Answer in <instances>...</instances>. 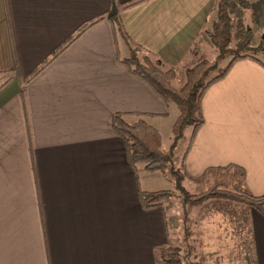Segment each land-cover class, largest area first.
Instances as JSON below:
<instances>
[{
  "label": "crops",
  "instance_id": "0c3cea01",
  "mask_svg": "<svg viewBox=\"0 0 264 264\" xmlns=\"http://www.w3.org/2000/svg\"><path fill=\"white\" fill-rule=\"evenodd\" d=\"M217 1L0 0V264H162L160 248L180 250L182 212L189 244L201 247L190 252L194 263L218 264L212 257L233 247L264 264V215L254 209L211 202L179 212L171 201L142 209L138 193L167 190V177L129 163L112 128L121 114L155 128L161 143L169 136L176 106L122 62L140 47L162 70L182 71L210 45ZM201 113L180 161L183 181L238 165L245 191L264 194V64L235 62L203 93ZM229 234L239 247L220 238Z\"/></svg>",
  "mask_w": 264,
  "mask_h": 264
},
{
  "label": "trees",
  "instance_id": "16d2710c",
  "mask_svg": "<svg viewBox=\"0 0 264 264\" xmlns=\"http://www.w3.org/2000/svg\"><path fill=\"white\" fill-rule=\"evenodd\" d=\"M249 8L250 3L247 0H218L216 2L214 6L216 17L211 29L206 32V36L210 45L219 52L216 61L223 60L229 55L232 58L216 76L206 82L205 79L214 69V63L204 57L183 67L185 81L178 89L171 84L176 77L175 70H162L159 64L147 55L143 54L139 59L138 55L130 52V57L122 62L133 76L146 82L161 98L172 102L178 110V116L171 128L173 142L168 154L162 152L161 137L155 128L143 120L127 123L122 119L121 114L113 116L112 128L126 145V156L129 163L142 164L146 172H166L168 169L175 178L176 188L180 189V183L186 176L173 170L172 154L177 143L183 138L187 127L191 126L195 131L203 124L201 113L203 93L212 84L221 80L238 60L251 59L260 62L249 51L262 50L263 42L259 41L260 45L253 47V32L243 24L244 12ZM108 19L117 24L115 16L112 15ZM93 24L82 26L27 81L34 78L51 61L62 54ZM117 25L120 28L119 23ZM232 40L235 42L234 49L229 47ZM195 182L201 185L202 190L191 195L184 192L183 205L201 206L209 201L224 200L244 205L264 215V194L254 196L244 190L245 171L238 165L210 167ZM171 194L169 190L139 192L138 200L142 209L149 210L161 206L162 201L169 198ZM159 259L162 264H183L178 250L172 247L160 248Z\"/></svg>",
  "mask_w": 264,
  "mask_h": 264
},
{
  "label": "rangeland",
  "instance_id": "374dc122",
  "mask_svg": "<svg viewBox=\"0 0 264 264\" xmlns=\"http://www.w3.org/2000/svg\"><path fill=\"white\" fill-rule=\"evenodd\" d=\"M248 2L250 3V8L246 9L244 12L243 24L246 28H250L253 32V40H254L253 47H256L259 44V41L263 42L262 50H260V49L250 50L249 52L253 53L254 57L257 60H259L260 62H262V64H264V40H262V36L264 34V3H262V5L258 6V4H256V2L253 0H249ZM215 15H216V12H215ZM205 36H206V33H205ZM206 38H207V36H206ZM204 46L205 47H203V46L200 47L202 56L198 55L197 58L192 62H197L201 57H204L205 59H207L211 63H214V66H213L214 69L209 74V76H207V78L205 79V82H206L210 78H212L213 76H216L221 71V69H223L226 66L227 62L232 57L229 55L223 60L216 61V57L219 53L218 50L214 49L209 44L204 45ZM135 47H138V46H135ZM229 47L231 49H234V47H235L234 40L231 41ZM140 50H141L140 48L132 49L130 47V52L138 55L139 59L143 55ZM182 71L180 69H178V71L176 72L177 75H176L175 85L177 86V88H180L184 84V81H185L184 69H182ZM180 81L182 83H179ZM174 109L176 110V108H174ZM191 131H192L191 126H189L185 129L183 138L177 143V145L173 151V154H172V165L171 166H172L174 171H177L179 173H182V172H180L181 171L180 161H182L181 159L183 158L185 150L188 146L187 141L189 140V137L191 135ZM172 142H173L172 131L170 132L169 136L166 133H163V141L161 143L162 152H164L165 154H168L170 151V147L172 145ZM164 175H166V177H167L166 183L164 186L172 194L169 198H166L163 201H165V202L171 201V205H173L179 212L182 211L183 197H184L183 193L184 192H187L188 194L191 195V194H197L202 190L201 185H199L195 182L189 181L188 179L181 181V183H180V189L181 190L177 189L175 178L169 173L168 169L164 173ZM211 202H216V203L218 202V203H224V204L231 205L233 210H235V208H233V206H235V207L240 206L243 208H248L244 205H240V204H236V203H232V202H228V201H224V200H213V201H209L208 203H211ZM208 203L201 205V206H205ZM184 206H186L187 208L190 207L189 205H184ZM235 211H237V210H235ZM182 217H184L185 219H183V225L182 226H184L183 227L184 229H183L182 234H181V239H178V241H180V244H178V247L180 248V250H178L176 247H172V248H175L178 250V253L182 259L183 264H196L191 259L190 252L193 251L195 249V247H197V248H201V247H199L197 245L196 241H195V243H193L194 245L189 244V241L191 238V233L189 230L190 228L187 227V223H188L187 214L186 213L184 214L182 212ZM230 223H231V221H230ZM220 232H221V230H220ZM220 238L223 239V241H228V240L230 241V244H228L229 246L227 245V247H232V246L235 247V244L237 247H239V245H240L238 237L234 234L221 236ZM242 239L243 238L241 237L240 241L243 244ZM249 242H250L249 239H247L246 244H249ZM221 245L225 246L223 242ZM218 246H219V244H218ZM236 249L233 247L229 251H226L224 249V251L217 254L216 258L212 257V259H215L218 264H250L251 262H250V258H249V251L246 249V252L239 253L236 251ZM158 254H159V252H158ZM244 255H245V257H244Z\"/></svg>",
  "mask_w": 264,
  "mask_h": 264
},
{
  "label": "water",
  "instance_id": "95a60500",
  "mask_svg": "<svg viewBox=\"0 0 264 264\" xmlns=\"http://www.w3.org/2000/svg\"><path fill=\"white\" fill-rule=\"evenodd\" d=\"M262 40H264V34H263V36H262Z\"/></svg>",
  "mask_w": 264,
  "mask_h": 264
}]
</instances>
